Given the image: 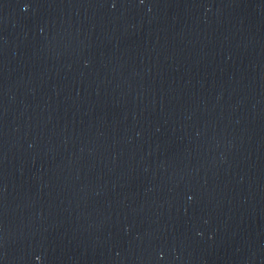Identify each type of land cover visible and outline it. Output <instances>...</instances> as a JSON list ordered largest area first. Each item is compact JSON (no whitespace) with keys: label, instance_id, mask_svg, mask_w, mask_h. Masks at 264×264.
Listing matches in <instances>:
<instances>
[{"label":"water","instance_id":"1","mask_svg":"<svg viewBox=\"0 0 264 264\" xmlns=\"http://www.w3.org/2000/svg\"><path fill=\"white\" fill-rule=\"evenodd\" d=\"M264 113V0H0V264H58Z\"/></svg>","mask_w":264,"mask_h":264}]
</instances>
